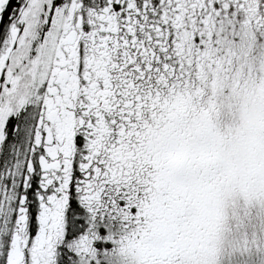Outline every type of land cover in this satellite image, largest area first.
<instances>
[{"label": "snow or ice", "instance_id": "1", "mask_svg": "<svg viewBox=\"0 0 264 264\" xmlns=\"http://www.w3.org/2000/svg\"><path fill=\"white\" fill-rule=\"evenodd\" d=\"M0 264H264V0H0Z\"/></svg>", "mask_w": 264, "mask_h": 264}]
</instances>
